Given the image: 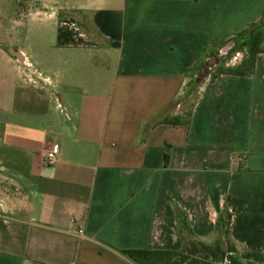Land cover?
<instances>
[{"label": "crops", "instance_id": "obj_1", "mask_svg": "<svg viewBox=\"0 0 264 264\" xmlns=\"http://www.w3.org/2000/svg\"><path fill=\"white\" fill-rule=\"evenodd\" d=\"M25 4L30 40L0 46V264H135L213 245L223 214L224 264H264V53L250 78L211 66L264 0Z\"/></svg>", "mask_w": 264, "mask_h": 264}, {"label": "trees", "instance_id": "obj_2", "mask_svg": "<svg viewBox=\"0 0 264 264\" xmlns=\"http://www.w3.org/2000/svg\"><path fill=\"white\" fill-rule=\"evenodd\" d=\"M247 37L248 51L246 59L236 67H221L218 73L233 77L250 78L254 76L256 59L258 55L264 53V25L248 31L241 39L229 40L220 50V54H236L238 52L239 42ZM228 47L229 50L226 49ZM205 75H207V71L203 72L200 80ZM186 116L190 117L191 113H188ZM164 123L178 126L183 122L180 119H166ZM231 219V215H228L226 218L224 214L218 219V230L222 231L223 235L213 245L183 239L184 246L181 251L128 250L120 251V254L135 264H224L226 254L234 251V248L228 241Z\"/></svg>", "mask_w": 264, "mask_h": 264}, {"label": "rangeland", "instance_id": "obj_3", "mask_svg": "<svg viewBox=\"0 0 264 264\" xmlns=\"http://www.w3.org/2000/svg\"><path fill=\"white\" fill-rule=\"evenodd\" d=\"M25 0H0V46L10 45V46H22L24 34L27 33L28 30V39L30 40L31 32H29V28H19L15 24V20L20 16L21 12L25 9ZM35 35V34H34ZM248 37L239 42L238 52L242 55L238 58V61L233 62L234 55H221L220 51L215 54L213 58L212 68L216 67L219 62L223 66L225 63H229L230 66L237 65L239 62H242L247 57L248 45H247ZM25 46V45H23ZM22 46V47H23Z\"/></svg>", "mask_w": 264, "mask_h": 264}, {"label": "built area", "instance_id": "obj_4", "mask_svg": "<svg viewBox=\"0 0 264 264\" xmlns=\"http://www.w3.org/2000/svg\"><path fill=\"white\" fill-rule=\"evenodd\" d=\"M241 53L240 52H237L236 56L233 58V62H237L238 61V58L241 57ZM59 153H60V147L58 145H53L51 150L48 151L47 153V164L49 166H52L56 160L58 159V156H59Z\"/></svg>", "mask_w": 264, "mask_h": 264}, {"label": "water", "instance_id": "obj_5", "mask_svg": "<svg viewBox=\"0 0 264 264\" xmlns=\"http://www.w3.org/2000/svg\"><path fill=\"white\" fill-rule=\"evenodd\" d=\"M226 49L229 50V47L226 48ZM227 50H226V51H227ZM11 54H12V55H15V56L17 57L18 61H20L21 63H23V64L25 63L24 59L21 58V55H20L19 53H17L16 50H12V51H11Z\"/></svg>", "mask_w": 264, "mask_h": 264}]
</instances>
